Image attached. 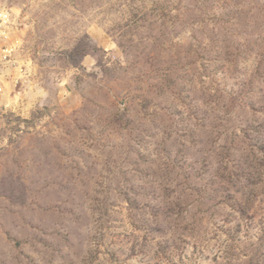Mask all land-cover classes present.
I'll use <instances>...</instances> for the list:
<instances>
[{
	"label": "rangeland",
	"instance_id": "1",
	"mask_svg": "<svg viewBox=\"0 0 264 264\" xmlns=\"http://www.w3.org/2000/svg\"><path fill=\"white\" fill-rule=\"evenodd\" d=\"M0 13V264H264V0Z\"/></svg>",
	"mask_w": 264,
	"mask_h": 264
},
{
	"label": "built area",
	"instance_id": "2",
	"mask_svg": "<svg viewBox=\"0 0 264 264\" xmlns=\"http://www.w3.org/2000/svg\"><path fill=\"white\" fill-rule=\"evenodd\" d=\"M7 27L9 25H0V95L10 91V86L15 81L11 78V73L18 63L17 44L12 43L11 32Z\"/></svg>",
	"mask_w": 264,
	"mask_h": 264
}]
</instances>
